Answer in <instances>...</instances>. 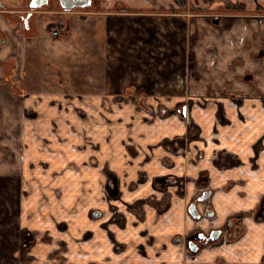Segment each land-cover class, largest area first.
<instances>
[{
    "label": "crops",
    "instance_id": "crops-1",
    "mask_svg": "<svg viewBox=\"0 0 264 264\" xmlns=\"http://www.w3.org/2000/svg\"><path fill=\"white\" fill-rule=\"evenodd\" d=\"M7 1L10 12L0 17V264H264V0H101L103 10L86 22V76L80 80L78 63L69 62L74 69L60 71L66 90L32 89L29 81L22 92L7 76L16 57L24 68L32 59L39 25L32 18L20 36L28 6ZM224 16L238 21L220 36ZM117 25L141 35L146 26L156 40L162 31L166 48L179 50L181 75L196 66L185 94L161 96L169 108L190 102L196 135L178 114L146 117L128 97L142 71L112 77L107 37ZM99 27L102 40L95 39ZM141 35L129 45L120 37L119 45L133 51ZM135 57L124 64L141 65ZM205 188L212 189L213 225L241 214L244 233L192 256L187 232L212 226L189 214Z\"/></svg>",
    "mask_w": 264,
    "mask_h": 264
},
{
    "label": "rangeland",
    "instance_id": "rangeland-1",
    "mask_svg": "<svg viewBox=\"0 0 264 264\" xmlns=\"http://www.w3.org/2000/svg\"><path fill=\"white\" fill-rule=\"evenodd\" d=\"M94 1L98 5L99 0ZM7 3L9 6L26 7L30 2H28V0H8ZM97 5L87 9H76L74 12L66 14L60 13L61 8L59 3L57 0H54L51 5L35 13V18L39 25V37L35 41L33 40L35 42V46H33L34 54L32 55V59H28L26 62L27 65H31L32 72L34 73L29 82L32 89L36 87V84H42L44 86L46 85L48 89L58 88L63 85L62 87L66 90L68 84L62 82V80L64 81V75H61L60 71L68 73L71 67L74 69L73 66L68 65L69 62L73 64L78 63V66H76V68H78L76 69V75L80 80H82V77L86 76L85 72L88 70L81 64L83 62L88 64L85 59L87 57L85 43L90 40V36L87 35L86 22L88 16L95 17L92 13L94 10L103 9ZM45 18L49 26L48 28L45 25ZM98 19H96V22ZM163 20L166 21V18ZM60 22V27L65 25L62 29V34L60 36H54L52 33V26ZM152 23L154 24V19ZM18 25H20V23ZM143 25L148 26L150 31L152 30L148 22H144ZM146 26H144V32L142 33L144 43H140L133 51L124 48V41L121 45H119V42L122 38V40H127V45L133 44L135 40L139 41L138 37L141 34H125L119 32V25L112 29L113 32L107 37V40L110 41L108 53L112 58L110 60V73L112 77L119 79L122 78L126 72H135V69H138L142 71L143 77L140 82H137L139 88L146 89L149 93H183L185 90L184 81H180L179 78L181 77V71L184 67L176 63L178 58L175 56L179 50L175 49V47L173 48L174 50H171V47L168 49L163 48V45L168 44L166 38L160 37L156 40V35L154 33H148L149 31L146 32ZM88 27H90V25ZM97 31L95 39L102 40V29L100 30V28H98ZM32 36L34 37V35ZM38 42H41V44ZM125 53L128 54L126 55ZM129 53L132 55V58L129 57ZM172 53H174L175 56L174 60L176 59L174 64H171ZM134 55L141 57L143 63H141V65H125L124 60H129L130 58L131 61H135L134 59L136 57ZM49 63L52 64V66L49 65ZM192 67L195 69L193 65ZM54 68L58 69V73ZM89 68H91V66L88 67V69ZM53 72H56L57 75L52 74ZM73 75H75L74 70ZM115 83L119 85V83L122 84L123 81L117 80Z\"/></svg>",
    "mask_w": 264,
    "mask_h": 264
},
{
    "label": "flooded vegetation",
    "instance_id": "flooded-vegetation-1",
    "mask_svg": "<svg viewBox=\"0 0 264 264\" xmlns=\"http://www.w3.org/2000/svg\"><path fill=\"white\" fill-rule=\"evenodd\" d=\"M54 0H49L48 4L43 5L39 8H30V3L28 4V10L25 14H21L20 16V25H19V32L18 34L21 36L25 35V32H29L30 26H31V19L35 18V13L44 7H47L48 5H51V3ZM59 3V6L61 8L60 13H72L76 9H87L91 8L93 6H96V2L92 0V3L87 6V7H75L73 9H66L61 6V3L59 0H57ZM2 3L0 5V17L5 16V13H9L10 11L6 10L7 8H4V4L2 0H0ZM31 2V1H29ZM96 4V5H95ZM98 7L101 6V0H99V3L97 5ZM118 9L121 8L120 4H117L116 6ZM123 10H127V7L125 5L122 6ZM103 10V9H102ZM99 10H94L93 12H98ZM186 16L190 19H194L196 16L193 13H187ZM211 19V18H210ZM263 19V18H260ZM238 20L237 19H232L229 17L224 16L222 21L219 22V26L217 28L218 34L220 36H224L227 32V30L233 25V23H236ZM59 24L53 25L52 26V33H53V28L55 26H59ZM102 24V23H100ZM104 25V23H103ZM160 25V30L163 31L162 29V24L159 22ZM65 26V25H64ZM64 26L59 28L61 29L62 34V29ZM102 26V25H101ZM106 27V26H105ZM100 28V27H99ZM102 29V27H101ZM161 31V36L163 37L162 34L163 32ZM113 32V31H112ZM103 34V31L101 32ZM149 33V32H148ZM54 35V34H53ZM60 35H54V36H60ZM32 35H27V38H32ZM103 37V35H102ZM106 40V38H105ZM142 40L143 42H140L141 44L144 43L143 35H142ZM165 42V40H164ZM146 43V42H145ZM108 44V43H107ZM163 48H166V44L163 45ZM156 49V48H154ZM158 49V48H157ZM109 50V44L107 46V51ZM14 66L12 69V72L8 74L7 79L10 84V87L12 88L13 91L16 92H22V90L26 89L28 83L30 81V78L33 77L34 73L32 72L31 65L25 64V68L22 65V61L16 57L14 61ZM49 65L52 66V64L49 63ZM193 65V64H192ZM190 65V67L187 68V74L185 76H182L179 78L180 81H184V92L181 94H169V93H149L146 89L139 88L137 84L132 83L131 86L127 87V95L128 97L133 98L136 100L137 104L141 107H143L146 111V114L148 116L146 117H155L158 115H166L168 113H176L178 114L185 122L188 124V131L189 134H194L196 135L198 133V128L194 125V119L191 115V106L190 102L188 100L186 101H179L177 105H175L173 108H169L166 106V104H163L161 102V96L165 97V100H171L173 99L174 96H182L183 94L186 93L187 91V84L189 81V78L197 77L196 73V66L195 69ZM57 70L58 69L54 68ZM52 74L57 75L56 72H53ZM178 79V78H177ZM178 79V80H179ZM29 84V83H28ZM153 100V102H150ZM211 198H212V189L205 188L201 191L200 195L193 200L190 205H189V214L193 218V220L197 223L199 220L202 218H206L209 220L211 227L207 228L206 230L200 228L197 226L194 230H190L187 232L186 236V250L188 251V254L195 256L196 253L205 247H216L220 246L223 243H230L238 239L243 233H244V224L242 223V216L241 214H234L231 218L227 220V222L222 225V226H214L213 225V220L215 217V211L213 208L210 207L211 205Z\"/></svg>",
    "mask_w": 264,
    "mask_h": 264
},
{
    "label": "water",
    "instance_id": "water-1",
    "mask_svg": "<svg viewBox=\"0 0 264 264\" xmlns=\"http://www.w3.org/2000/svg\"><path fill=\"white\" fill-rule=\"evenodd\" d=\"M61 6L66 9H73L75 7H87L92 3V0H59ZM49 0H31L30 8H39L48 4ZM2 3L0 2V5Z\"/></svg>",
    "mask_w": 264,
    "mask_h": 264
},
{
    "label": "built area",
    "instance_id": "built-area-1",
    "mask_svg": "<svg viewBox=\"0 0 264 264\" xmlns=\"http://www.w3.org/2000/svg\"><path fill=\"white\" fill-rule=\"evenodd\" d=\"M60 33H61V29L59 28V26H55L53 28V34L54 35H60Z\"/></svg>",
    "mask_w": 264,
    "mask_h": 264
}]
</instances>
